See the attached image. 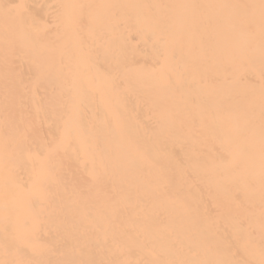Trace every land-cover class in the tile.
<instances>
[{
  "label": "bare ground",
  "instance_id": "bare-ground-1",
  "mask_svg": "<svg viewBox=\"0 0 264 264\" xmlns=\"http://www.w3.org/2000/svg\"><path fill=\"white\" fill-rule=\"evenodd\" d=\"M0 264H264V0H0Z\"/></svg>",
  "mask_w": 264,
  "mask_h": 264
}]
</instances>
